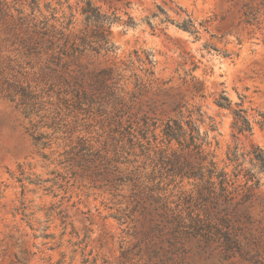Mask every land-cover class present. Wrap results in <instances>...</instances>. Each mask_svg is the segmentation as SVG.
<instances>
[{
	"label": "rangeland",
	"instance_id": "rangeland-1",
	"mask_svg": "<svg viewBox=\"0 0 264 264\" xmlns=\"http://www.w3.org/2000/svg\"><path fill=\"white\" fill-rule=\"evenodd\" d=\"M256 147L264 0H0V264H264Z\"/></svg>",
	"mask_w": 264,
	"mask_h": 264
},
{
	"label": "trees",
	"instance_id": "trees-1",
	"mask_svg": "<svg viewBox=\"0 0 264 264\" xmlns=\"http://www.w3.org/2000/svg\"><path fill=\"white\" fill-rule=\"evenodd\" d=\"M226 100L228 102H222L219 101V105L221 106H227L230 107L231 101L228 97H226ZM235 126L238 128L240 133L246 132V131H252L251 123L248 119V117L244 114L243 110H236L235 111ZM255 159L260 162L262 168L264 169V155L263 151L260 147H256L254 150Z\"/></svg>",
	"mask_w": 264,
	"mask_h": 264
}]
</instances>
